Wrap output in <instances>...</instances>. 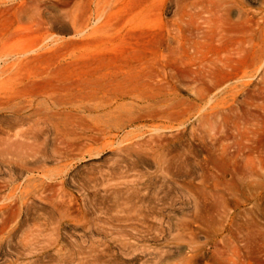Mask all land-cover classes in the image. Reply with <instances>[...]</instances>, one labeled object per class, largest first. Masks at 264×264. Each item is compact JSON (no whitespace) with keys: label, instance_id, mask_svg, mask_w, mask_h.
I'll return each instance as SVG.
<instances>
[{"label":"rangeland","instance_id":"374dc122","mask_svg":"<svg viewBox=\"0 0 264 264\" xmlns=\"http://www.w3.org/2000/svg\"><path fill=\"white\" fill-rule=\"evenodd\" d=\"M100 1L0 0V91L18 92L20 110L0 122V264H264V118L239 107L254 86L232 111L216 108L222 90L199 100L190 80L159 78L132 86L108 113L83 114V125L69 106L53 120L33 115L46 106L26 96L23 80L52 53L18 75L8 68L53 41L69 45L68 58L98 62L108 21V59L138 64L167 39L175 0H104V22ZM245 3L264 33V0ZM258 74L245 81L263 87Z\"/></svg>","mask_w":264,"mask_h":264},{"label":"bare ground","instance_id":"6f19581e","mask_svg":"<svg viewBox=\"0 0 264 264\" xmlns=\"http://www.w3.org/2000/svg\"><path fill=\"white\" fill-rule=\"evenodd\" d=\"M105 1H100L95 11L98 21L102 22L107 20L104 17L107 8ZM246 4L245 0H175L174 20H171L172 24L169 23L171 25L168 24L167 39L159 40V43L154 47L151 46V50L153 47L151 57H145V53H143L138 64L131 62L118 64L112 63L108 59L110 42L107 32L110 29L108 31L106 29L107 21L99 28L100 36L97 49L101 57L98 62L89 58H68L69 45L58 41L53 44V41V45L50 43L44 47L46 49L44 54L25 59L26 62L13 64L8 70L18 75L19 69L23 70L22 66L37 64L43 56L52 53V59H49L48 63L44 60L46 68H41L42 71L39 74L36 71L30 73L23 80L25 86L23 91L26 92V96L41 98L42 101L38 103V106H46L44 113L40 109H35L33 115L47 120H53L60 116L61 106H69L66 113L68 118L76 117L75 119L81 120L80 124H86L83 114L105 113L112 108L114 102L131 99L133 97L132 86L145 85L148 80L159 85L160 82H156L159 78L168 80V82L172 81L174 84L182 82V80H190L187 82V86L197 91L199 100L204 99V96L213 90H222L227 96L219 100L216 108L229 111L233 110V105L238 101L236 100L238 99L237 95L254 86L253 90L251 88V98L249 100L245 98L241 103L238 102L240 103L239 107L246 108L245 118L248 116L260 120V118H264V107L258 104L257 100L264 94V91H261L264 89V81L261 82L263 87H260L261 85L259 86L257 83L256 85L252 83V85L245 79L258 73L264 78V33L258 24L262 22L257 20L259 12L251 11L252 14L249 13ZM109 25L108 23V27ZM48 33V31H44V34H41L39 44L50 38ZM139 43L142 44L141 41ZM75 45L73 44V46ZM2 46L0 41V51ZM142 47L146 49L145 46ZM28 53L19 54L26 56ZM44 61L40 62L43 64ZM182 68L188 71L180 76L178 72ZM61 69L63 72L68 71V76L64 75ZM39 78L40 80H38ZM35 87H40L41 91L36 93ZM13 94L0 91V122L3 120V111L10 108L14 109L13 114L16 118L20 116V110L14 103L17 98ZM23 95L24 93L21 96L23 97ZM228 95L233 97L232 102L228 100ZM17 96H20V93ZM35 101L31 100V108L34 107ZM106 116L110 117V121L114 120L112 112Z\"/></svg>","mask_w":264,"mask_h":264}]
</instances>
